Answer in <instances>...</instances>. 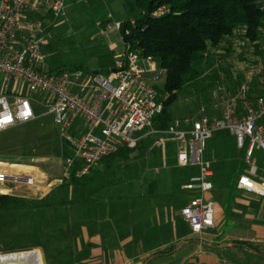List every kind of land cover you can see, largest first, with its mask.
I'll return each instance as SVG.
<instances>
[{"label":"rangeland","instance_id":"obj_1","mask_svg":"<svg viewBox=\"0 0 264 264\" xmlns=\"http://www.w3.org/2000/svg\"><path fill=\"white\" fill-rule=\"evenodd\" d=\"M93 1L67 0L63 18L49 15L43 23L46 44H57L54 53L59 54L62 62L65 65L83 64L87 72L110 65L108 60L101 59L100 54L103 57L111 54L113 61L125 47L124 43H120L118 32L111 30L99 35L96 26L109 15L112 21L122 23L126 17L125 0ZM194 67L200 78L179 93L178 100L170 108V126L175 120L182 123L185 119H199L203 114L211 118L221 117L224 102L238 96L239 85L248 73L251 74L247 83L250 94L255 95L264 89V38L254 45L238 35L222 43L211 56L196 61ZM164 81L165 75H162L154 86L160 96L164 95ZM4 91V83L0 79V95ZM19 91L29 98L43 99L33 95L24 84L20 88L13 83L8 86L9 95L18 94ZM237 106L240 107L241 103ZM33 108L35 119L0 132V169H3L1 173L9 175L11 166H30L34 183L25 186L7 181L0 184V194L19 196L30 207L35 202L49 204L87 199L90 203L100 204L124 196L157 195L175 214L178 213L180 205L188 197L184 185L196 171L175 167V141L166 142L163 151L161 146L155 144L161 133L152 126L150 133L142 136L140 150L128 156L107 159L111 160L109 162L104 160L87 175L86 185L82 188L62 187L66 177L63 142L48 109L40 105ZM217 132L227 139L229 147L237 155L233 136L224 130ZM222 153V161L227 166L225 174L229 175L235 168L237 157H231L228 152ZM162 155L165 156L164 162ZM257 164L259 168L262 167L260 158ZM213 181L212 199L221 206L224 190L217 179ZM239 195L236 191H230L218 215L219 226L215 221L211 232L245 238L254 232L252 227L264 230V200L239 206L236 215L238 221L230 226L227 206L231 199L236 200ZM84 206L43 207L0 214V254L38 248L44 264H79L74 260L78 227L75 221L86 217ZM177 227L182 230L184 226L179 223Z\"/></svg>","mask_w":264,"mask_h":264},{"label":"built area","instance_id":"obj_2","mask_svg":"<svg viewBox=\"0 0 264 264\" xmlns=\"http://www.w3.org/2000/svg\"><path fill=\"white\" fill-rule=\"evenodd\" d=\"M254 1L264 10V0ZM66 2L0 0V79L5 87L0 95V132L32 121L33 107L45 106L58 136L71 153L64 160L65 175L74 167L75 175L81 177L118 149L134 148L136 134L150 133L152 119L161 113L168 94L160 96L154 87L165 71L158 68L152 57H144L141 51L131 50L126 44L106 74L80 69L50 73L46 69L47 59L53 53L45 49L43 23L49 15L63 18ZM166 13V7H159L151 16L158 18ZM96 26L99 35L121 29V23L112 21L110 15L104 24L98 22ZM258 31L264 38V26ZM250 78L248 73L239 85L237 97L223 101L221 117L203 114L199 119H185L182 123L175 120L155 140L163 150L167 141L176 142L177 167L198 168L184 188L199 194L180 211L193 235L215 227L214 202L206 197L213 188L212 172L202 160L207 141L215 132L228 131L235 147L242 152L245 169L236 180V188L264 198V89L250 94L247 85ZM10 83L17 88L24 84L33 95L43 99L29 98L20 91L9 95ZM258 158L262 160L260 168ZM7 181L31 186L34 178L0 172V184Z\"/></svg>","mask_w":264,"mask_h":264},{"label":"trees","instance_id":"obj_3","mask_svg":"<svg viewBox=\"0 0 264 264\" xmlns=\"http://www.w3.org/2000/svg\"><path fill=\"white\" fill-rule=\"evenodd\" d=\"M96 1L99 0H94L93 3ZM124 7L126 17L121 23V29L116 31L118 37L120 36V43L128 45L131 50L138 49L144 57H152L158 68L165 71L162 91L164 95L168 94V97L163 101L161 113L153 117L151 125L158 133L170 127V108L178 100L181 90L199 80L200 75L194 67L196 61L211 56L222 43L238 35L254 45L262 38L258 29L264 26V10H261L254 0H125ZM159 7H166L168 13L153 18L151 13ZM105 22L106 18L102 24ZM56 46V43L45 45V49L53 53L47 59V70L50 73L57 74L71 69L85 70L83 64L65 65L59 54L54 53ZM100 57L102 60H108L110 65L95 71L106 74L113 66L114 59L111 60V54H107L106 58L100 54ZM62 142L64 158L70 157L66 143ZM141 144L142 141L139 140L134 148L122 147L102 161L109 162L115 156H128L140 150ZM223 151L228 152L231 157H237L235 168L229 175L225 174L227 166L222 161ZM242 158V152L238 150L235 155L227 139L217 132L207 141L202 160L209 164L212 183L215 178L222 190L232 191L238 176L245 169ZM191 170L196 173L198 171L197 168ZM87 175L77 177L73 167L61 186L82 188L86 185ZM89 203L87 199L81 202L49 204L35 202L30 207L19 196L0 194V214Z\"/></svg>","mask_w":264,"mask_h":264},{"label":"crops","instance_id":"obj_4","mask_svg":"<svg viewBox=\"0 0 264 264\" xmlns=\"http://www.w3.org/2000/svg\"><path fill=\"white\" fill-rule=\"evenodd\" d=\"M144 134L147 133L136 134L137 143L139 140L142 141ZM170 141L172 140L167 143ZM162 160L164 162V155ZM21 166L25 168L13 173L9 167V175L32 176L29 171L30 166ZM175 167L180 170L197 168H179L176 165ZM2 171L3 169H0V172ZM188 182L189 180L186 184ZM213 190L214 187L206 195L212 201ZM232 191L240 195L236 200L231 199L227 206L230 226L238 221L236 215L239 213V206L264 200L254 194L238 190L236 183ZM186 192L188 197L180 205L177 214L168 207L162 197L157 195L124 196L118 200L85 205L86 217L75 221L78 227L74 260L79 264H220L221 262L264 264V230L260 227H252L254 232L245 238L234 237L232 234L220 236V232L219 234L211 232L214 228L200 235L191 234L180 211L199 193L188 190ZM229 194L230 191H224L221 206L213 201L214 220L218 226V215ZM179 223L184 226L182 230L177 229Z\"/></svg>","mask_w":264,"mask_h":264},{"label":"bare ground","instance_id":"obj_5","mask_svg":"<svg viewBox=\"0 0 264 264\" xmlns=\"http://www.w3.org/2000/svg\"><path fill=\"white\" fill-rule=\"evenodd\" d=\"M10 168H11L10 170L13 173V172H18L19 170L24 169L25 167L21 165H14L11 166ZM13 258L18 259L20 264H44L42 253L38 248H33L27 251L0 254V261H5Z\"/></svg>","mask_w":264,"mask_h":264},{"label":"water","instance_id":"obj_6","mask_svg":"<svg viewBox=\"0 0 264 264\" xmlns=\"http://www.w3.org/2000/svg\"><path fill=\"white\" fill-rule=\"evenodd\" d=\"M0 264H20L18 259H9L5 261H0Z\"/></svg>","mask_w":264,"mask_h":264}]
</instances>
